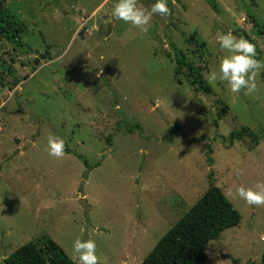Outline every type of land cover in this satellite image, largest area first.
I'll use <instances>...</instances> for the list:
<instances>
[{
    "label": "rangeland",
    "instance_id": "rangeland-1",
    "mask_svg": "<svg viewBox=\"0 0 264 264\" xmlns=\"http://www.w3.org/2000/svg\"><path fill=\"white\" fill-rule=\"evenodd\" d=\"M216 1L219 14L205 0H167L169 14L141 32L112 17L116 0H0L25 26L19 49L0 38V264L46 241L76 263L77 238L96 242L99 264H140L206 193L211 171L241 220L208 244L206 264H264V205L236 194L264 182V68L251 93L205 79L227 54L221 33L251 41L264 64V33L252 32L254 19L264 31V0ZM172 44L210 92L186 67L175 75ZM29 49L47 59L36 64ZM243 127L258 139L229 147L223 138ZM50 135L64 140L63 157L48 154Z\"/></svg>",
    "mask_w": 264,
    "mask_h": 264
},
{
    "label": "trees",
    "instance_id": "trees-1",
    "mask_svg": "<svg viewBox=\"0 0 264 264\" xmlns=\"http://www.w3.org/2000/svg\"><path fill=\"white\" fill-rule=\"evenodd\" d=\"M217 14L220 9L216 0H205ZM252 32L256 35L264 33L263 27L253 20ZM25 26L5 7H0V38L8 42L12 47H23L22 36ZM186 43L196 48L197 54L203 55L204 43L194 35L185 39ZM251 42V41H250ZM255 46V45H254ZM175 48L173 61L176 64L175 75L179 76L186 67L189 71L190 84L198 85L204 92H210V86L201 78V72L191 61L187 59L182 50ZM256 54L258 53L257 46ZM141 131L136 125L130 129ZM245 137H255V133L249 127H243L240 131H233L227 138L228 146ZM194 142H202L195 139ZM257 142V140H255ZM207 161L212 164V147H207ZM80 158V156H78ZM88 169V161L83 159ZM97 166V165H96ZM213 171L209 173V188L206 193L182 216V218L159 240L153 250L140 264H206L208 260V244L217 240L223 231L240 223L241 215L236 207L225 196L223 191L212 182ZM5 264H76L62 249L52 241L46 243L29 242L16 249L4 260ZM232 264H240L239 260L232 259Z\"/></svg>",
    "mask_w": 264,
    "mask_h": 264
},
{
    "label": "clouds",
    "instance_id": "clouds-1",
    "mask_svg": "<svg viewBox=\"0 0 264 264\" xmlns=\"http://www.w3.org/2000/svg\"><path fill=\"white\" fill-rule=\"evenodd\" d=\"M154 14L166 17L169 14L167 0H155L148 9H141L137 0H116L111 10L114 19L120 20L147 32L151 27L150 20ZM218 48L227 54L219 60L218 67L205 73L209 83L222 82L231 93H248L256 89L255 77L264 64L257 60L256 48L243 37L237 38L231 32L217 35ZM97 72V76H99ZM64 140L58 136L47 138L46 150L50 156H64ZM239 174V172L237 173ZM236 194L250 206L264 205V182L258 181L254 188L238 187ZM72 251L76 264H99L97 245L92 239L73 241Z\"/></svg>",
    "mask_w": 264,
    "mask_h": 264
},
{
    "label": "water",
    "instance_id": "water-1",
    "mask_svg": "<svg viewBox=\"0 0 264 264\" xmlns=\"http://www.w3.org/2000/svg\"><path fill=\"white\" fill-rule=\"evenodd\" d=\"M29 51L32 52V53H34L36 55V57H37L36 64H38L40 60L47 59L46 55H43L38 50H31V49H29ZM48 60H51V57H49ZM80 204L84 208L85 216L88 217V214H89V211H90V206L87 204V202H86L85 199H81L80 200Z\"/></svg>",
    "mask_w": 264,
    "mask_h": 264
}]
</instances>
